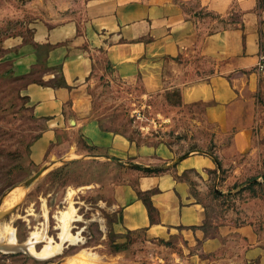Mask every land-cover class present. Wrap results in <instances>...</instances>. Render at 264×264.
Segmentation results:
<instances>
[{
  "label": "crops",
  "instance_id": "crops-1",
  "mask_svg": "<svg viewBox=\"0 0 264 264\" xmlns=\"http://www.w3.org/2000/svg\"><path fill=\"white\" fill-rule=\"evenodd\" d=\"M26 8L29 33L0 58L23 82L30 158L90 153L80 162L108 165L105 203L124 229L186 240L163 264H264V210L214 211L203 195L220 175L239 178L237 157L255 156L264 141V0ZM182 117L213 127V152L180 153L155 129Z\"/></svg>",
  "mask_w": 264,
  "mask_h": 264
},
{
  "label": "rangeland",
  "instance_id": "rangeland-1",
  "mask_svg": "<svg viewBox=\"0 0 264 264\" xmlns=\"http://www.w3.org/2000/svg\"><path fill=\"white\" fill-rule=\"evenodd\" d=\"M79 1L0 0V56L18 35L29 33L31 14L26 7H74ZM8 62L0 58V245L11 250L0 249V264H163L178 255L186 242L183 238L152 239L142 231L121 226L119 215L105 203L104 182L111 175L115 177L114 172L108 165L80 162L78 158L89 159L90 153L79 157L53 155L39 163L30 158L35 124L20 91L23 82L11 74ZM110 96L116 98L115 94ZM171 96V101L176 102L173 93ZM262 102L258 105L260 122H264ZM119 110L115 115L124 123L125 112ZM159 110L166 114L170 111L164 106ZM186 110L192 112L190 108ZM145 111L152 116L153 109ZM179 119L180 123L162 121L155 129L166 141L176 142L180 153L214 151L212 126L197 127L183 117ZM261 147L264 141L258 143L255 156L237 157L243 166L234 174L239 176L236 180L229 175H220L216 184L210 180L203 195L211 209L218 211L225 205L241 212L244 208L256 213L264 210ZM43 166L40 176L24 187V181ZM240 184L245 185L239 187ZM232 189L235 190L229 193ZM253 197L257 199L251 200Z\"/></svg>",
  "mask_w": 264,
  "mask_h": 264
},
{
  "label": "water",
  "instance_id": "water-1",
  "mask_svg": "<svg viewBox=\"0 0 264 264\" xmlns=\"http://www.w3.org/2000/svg\"><path fill=\"white\" fill-rule=\"evenodd\" d=\"M44 169H45V167L43 166L41 169H39L37 172H35L31 177H29L27 180H25L23 183L24 187H27L36 178H38Z\"/></svg>",
  "mask_w": 264,
  "mask_h": 264
},
{
  "label": "bare ground",
  "instance_id": "bare-ground-1",
  "mask_svg": "<svg viewBox=\"0 0 264 264\" xmlns=\"http://www.w3.org/2000/svg\"><path fill=\"white\" fill-rule=\"evenodd\" d=\"M13 192H14V191H13ZM12 200H13V199H12ZM62 214H63V213H62ZM64 216H65V215H64ZM64 218H65V217H64ZM64 218H63V220H65ZM61 221H62V220H61ZM62 223H63V222H62ZM64 223H65V222H64ZM7 227H8V226H7ZM0 229H1V228H0ZM3 229H5V228H3ZM6 229H8V228H6ZM6 229H5V231H8V230H6ZM2 232H4V231L2 230L1 233H2ZM7 233H8V232H7ZM36 233H37V232H36ZM1 236H2V235H1ZM12 236H13V235H12ZM12 236H11V237H12ZM34 236H35V235H34ZM12 239H13V238H12ZM8 244H9V243H8ZM13 244H14V243H13ZM29 247H30V246H29ZM31 247H32V246H31ZM47 247H51V246L48 245ZM53 247H54V246H53ZM0 249H2V250H4V251H9V250H11V249H5V247H3V245H0ZM31 250H33V249L31 248ZM49 250H50V249H49ZM53 250H55V249H53ZM56 250H57V249H56ZM52 253H53V252H52ZM38 255H39V254H38ZM46 256H47V255H46Z\"/></svg>",
  "mask_w": 264,
  "mask_h": 264
},
{
  "label": "built area",
  "instance_id": "built-area-1",
  "mask_svg": "<svg viewBox=\"0 0 264 264\" xmlns=\"http://www.w3.org/2000/svg\"><path fill=\"white\" fill-rule=\"evenodd\" d=\"M261 66V65H260Z\"/></svg>",
  "mask_w": 264,
  "mask_h": 264
}]
</instances>
